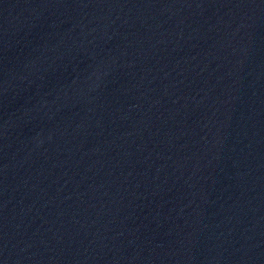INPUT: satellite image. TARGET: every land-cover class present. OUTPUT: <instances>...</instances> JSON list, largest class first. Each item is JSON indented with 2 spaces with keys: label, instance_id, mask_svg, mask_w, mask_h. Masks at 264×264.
Listing matches in <instances>:
<instances>
[{
  "label": "water",
  "instance_id": "95a60500",
  "mask_svg": "<svg viewBox=\"0 0 264 264\" xmlns=\"http://www.w3.org/2000/svg\"><path fill=\"white\" fill-rule=\"evenodd\" d=\"M0 264H264V0H0Z\"/></svg>",
  "mask_w": 264,
  "mask_h": 264
}]
</instances>
